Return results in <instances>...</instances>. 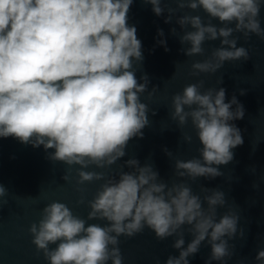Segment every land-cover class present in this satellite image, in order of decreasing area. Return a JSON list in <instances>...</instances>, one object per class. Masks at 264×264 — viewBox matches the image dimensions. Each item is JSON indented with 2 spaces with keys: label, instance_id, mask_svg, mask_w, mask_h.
<instances>
[{
  "label": "clouds",
  "instance_id": "1",
  "mask_svg": "<svg viewBox=\"0 0 264 264\" xmlns=\"http://www.w3.org/2000/svg\"><path fill=\"white\" fill-rule=\"evenodd\" d=\"M143 2L151 4L157 16L165 13L163 0ZM173 2L177 7L167 9L166 24L185 9H202L209 18L204 22L187 12L176 18L183 32L179 42L188 45L180 49L184 55L203 56L206 41L220 40L207 59L191 64L192 76L214 74L225 62L250 59L248 49L237 47L240 37L234 33L246 41L253 34L264 40L259 19L264 0ZM132 4L133 0H0V137L43 146L47 159L68 166L65 182H71L73 166L78 165L76 191L81 194L85 189L80 186L104 181L87 201V220L63 202L44 206L38 222L28 228L31 242L48 264H123L119 238L148 228L158 240L175 237L172 247L179 255H169L165 264H189L188 257L205 241L210 246L206 264H223L233 254L229 241L237 237L240 219L231 211L217 218L218 209L227 203L224 191L202 186V192L211 194L201 198L187 183L169 185L152 164L141 166L134 157L124 161L115 176L85 170L116 164L127 155L129 142L143 138V129L150 126L149 107L141 101L150 80L147 74L138 79L135 67L144 59L142 42L136 27L128 24ZM170 32L175 36L177 29ZM157 35L164 37L163 30ZM157 43L169 50L166 40ZM203 87V80L190 83L171 98V119L180 127L190 121L201 145L199 158L177 159L174 164L177 177L193 181L223 176L217 166L229 164L232 150L244 143L241 130L231 123L245 115L236 95L225 102L223 87L201 91ZM157 89L154 86L148 97ZM183 139L192 142L190 135ZM163 151L172 155L167 148ZM6 194L0 184V198ZM6 203L0 199V208ZM76 203H85L84 196ZM92 220L105 223H88ZM186 232L193 238L185 247ZM239 236L244 237L243 228ZM255 260L264 264V249Z\"/></svg>",
  "mask_w": 264,
  "mask_h": 264
},
{
  "label": "water",
  "instance_id": "2",
  "mask_svg": "<svg viewBox=\"0 0 264 264\" xmlns=\"http://www.w3.org/2000/svg\"><path fill=\"white\" fill-rule=\"evenodd\" d=\"M161 6L165 13L157 16L152 11V5L143 0H133L128 13V24L135 26L137 37L142 42L143 61L136 64V76L147 74L150 83L148 92L156 86L158 89L148 97V92L141 95V101L149 107L150 126L143 129V138H133L126 149L127 155L118 160L107 169H98L90 166L88 171H105L108 176H115L120 171V165L129 158H136L141 166L145 163L152 164L159 172L161 180L172 183H187L203 198L205 193L201 187L222 190L226 197L264 193V40L254 34L246 41L241 33H234L240 37L237 47L243 46L249 51L250 59L247 61L225 62L216 73H201L192 76L191 64L194 61H203L211 55V51L220 46V40L206 41L203 45L205 53L187 57L180 51L182 47L179 36L183 34L176 18L185 12L191 15H200L204 22L208 16L202 9L195 12L190 9L178 11L172 23L166 24L168 8H176L173 0H163ZM261 27L264 28V5L261 7ZM213 24L222 26L218 20ZM234 27L233 25H229ZM175 27L177 34L173 36L170 29ZM162 29L164 37L157 35V30ZM190 30V29H189ZM159 39L166 40L168 51L159 45ZM221 78L223 83L220 84ZM204 81V87L220 88L226 90V101L231 100L233 94L244 106L245 115L234 123L240 130L244 140L241 146L233 149L234 159L227 165L217 166L223 176L216 178L198 177L195 181L190 178H179L175 175L174 164L177 159L189 160L199 158L198 149L201 147L196 132L189 121L180 127L171 119V98L181 92L190 83ZM245 90L241 95L240 90ZM235 108V106H233ZM152 110L156 112L152 115ZM192 137V142L184 141L183 136ZM167 148L172 152L168 157L163 151ZM49 152L54 151L52 149ZM43 146L34 148L31 145L20 143L17 139L0 137V184L7 189V194L0 199L7 203L0 208V217L40 215L44 206L52 201L65 203L72 212L90 211L87 201L91 200L104 181H94L83 186V194L76 191V168L73 166L71 182H65L62 177L67 172L68 166L61 162L50 161ZM125 171L129 169L125 168ZM255 185L256 187H253ZM81 195L85 203L77 204Z\"/></svg>",
  "mask_w": 264,
  "mask_h": 264
}]
</instances>
